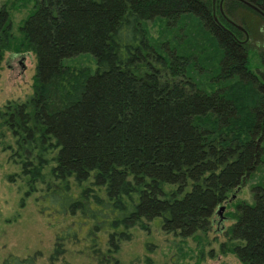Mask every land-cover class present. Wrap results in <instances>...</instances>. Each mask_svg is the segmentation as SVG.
<instances>
[{
	"label": "trees",
	"instance_id": "trees-1",
	"mask_svg": "<svg viewBox=\"0 0 264 264\" xmlns=\"http://www.w3.org/2000/svg\"><path fill=\"white\" fill-rule=\"evenodd\" d=\"M32 1L16 45L0 7V63L8 50L36 58L32 94L0 110V138L4 127L26 195L54 228L42 264H59L70 247L111 262L131 229L154 219L165 233L205 234L216 207L264 161V73L250 68L246 45L232 38L247 32L231 21L245 9L264 22V0H243L255 9L242 0ZM185 19L220 56L207 84L190 73L200 57L150 38V21L186 37ZM81 53L95 57L94 71L63 63ZM250 191L219 248L264 264V171ZM1 264L39 263L10 254Z\"/></svg>",
	"mask_w": 264,
	"mask_h": 264
},
{
	"label": "rangeland",
	"instance_id": "rangeland-1",
	"mask_svg": "<svg viewBox=\"0 0 264 264\" xmlns=\"http://www.w3.org/2000/svg\"><path fill=\"white\" fill-rule=\"evenodd\" d=\"M5 3L10 11L16 45L20 37L19 27L32 12L33 1L0 0V7ZM234 11L231 16L234 20H230L247 32L246 35L237 32L235 36L240 40L247 38L245 45L249 66L254 72L264 73V22L248 10ZM185 21L186 30H179L183 35L186 33V37L182 38L175 30L166 32L163 23L150 21L147 23L150 38L153 42L169 40L178 51L200 57L199 62L190 67V73L194 80L207 84L211 78L206 72L212 74L216 70L220 56L215 55L212 41L202 34L198 22L192 19ZM63 63L73 68L87 66L91 71L96 68L95 57L90 53L67 57ZM35 65V55L30 51L8 50L4 53L0 63V110L7 103L22 102L32 94ZM1 131L5 134L0 138V264L10 254L20 257L36 254L37 262L42 264L47 262L52 251L54 228L38 212L34 195H26V185L19 177L20 168L9 158L10 151L3 147L12 142L10 133L4 127ZM263 171L264 161L252 178L222 203L221 220L214 212L211 226L205 234L182 238L163 232L158 219H154L145 222L146 228L133 227L130 240L124 241L113 256L114 261L106 264H239L234 254L221 253L220 243L226 241V230L235 221L234 203L241 200L252 202L251 183ZM58 263L99 264L95 259L78 253L75 247H70Z\"/></svg>",
	"mask_w": 264,
	"mask_h": 264
},
{
	"label": "water",
	"instance_id": "water-1",
	"mask_svg": "<svg viewBox=\"0 0 264 264\" xmlns=\"http://www.w3.org/2000/svg\"><path fill=\"white\" fill-rule=\"evenodd\" d=\"M243 1V0H242ZM243 2H245V1H243ZM246 4H248L249 6H251V7H253L252 5H250L249 3H247V2H245ZM254 9H255V7H253ZM257 10V9H256ZM261 13V12H260ZM262 14V13H261ZM263 16H264V14H262ZM214 19H215V21H216V23L224 30V31H227L228 33H230L231 34V32L226 28V27H224L221 23H219L218 22V20H217V18L216 17H214ZM223 210H224V206L223 205H220L218 208H217V210H216V214L219 216V219L221 220V215H222V212H223Z\"/></svg>",
	"mask_w": 264,
	"mask_h": 264
},
{
	"label": "flooded vegetation",
	"instance_id": "flooded-vegetation-1",
	"mask_svg": "<svg viewBox=\"0 0 264 264\" xmlns=\"http://www.w3.org/2000/svg\"><path fill=\"white\" fill-rule=\"evenodd\" d=\"M231 36H232V35H231ZM232 38H233V39L237 42V44L240 45V46H242L243 44H245L246 41H247V38H246V40H240V39H238L235 35L232 36Z\"/></svg>",
	"mask_w": 264,
	"mask_h": 264
}]
</instances>
